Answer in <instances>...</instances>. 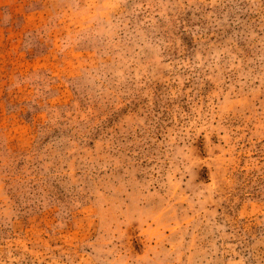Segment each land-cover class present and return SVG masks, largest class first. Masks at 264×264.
Here are the masks:
<instances>
[{"label": "rangeland", "instance_id": "obj_1", "mask_svg": "<svg viewBox=\"0 0 264 264\" xmlns=\"http://www.w3.org/2000/svg\"><path fill=\"white\" fill-rule=\"evenodd\" d=\"M0 264H264V0H0Z\"/></svg>", "mask_w": 264, "mask_h": 264}]
</instances>
